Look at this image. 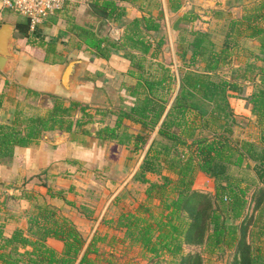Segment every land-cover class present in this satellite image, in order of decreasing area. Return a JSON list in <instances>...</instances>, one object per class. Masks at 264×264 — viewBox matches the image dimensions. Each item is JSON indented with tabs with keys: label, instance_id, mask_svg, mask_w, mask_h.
Wrapping results in <instances>:
<instances>
[{
	"label": "trees",
	"instance_id": "obj_1",
	"mask_svg": "<svg viewBox=\"0 0 264 264\" xmlns=\"http://www.w3.org/2000/svg\"><path fill=\"white\" fill-rule=\"evenodd\" d=\"M121 1L131 2L140 13L124 24L118 37L102 33L107 23L121 25ZM166 2L171 11L181 6V0ZM91 6L98 17L97 29L91 20L81 23L63 14L64 46L71 41L76 48L89 49L92 55L103 58L121 53L129 61L126 73L134 81L121 82L119 104L111 110L116 115L113 124H103L93 132L81 129L138 153L147 143V134L155 131L135 173L143 183L144 201L135 208L120 210L105 222L121 230L123 240L150 255H180L165 264H201L199 252L182 253L185 242L203 244L207 252L235 246L239 254L233 264H264V219L255 232L254 245L237 239L239 225L235 222L243 213L250 186L257 184V190L264 193V64L255 62L264 60V0L253 1L240 16L213 9L212 16L221 18L225 28L219 45L206 29L180 26L182 64L178 76L170 64L158 59L165 42L161 0H91ZM183 17L190 20L194 15L189 18L184 13ZM51 19L56 21L55 16ZM27 29L28 22H24L22 32ZM245 38L257 41V51L242 44ZM44 43L47 51L57 52V38L47 42L40 38L38 45ZM235 49L243 50L247 59L243 65L229 66L227 76L222 69L231 63ZM246 78L252 83L248 100L255 128L249 138L238 139L233 137L237 122L229 99L242 93ZM28 91L34 96L41 94ZM47 95L53 101L44 114L26 116L22 126L0 123L1 155L11 154L14 145H26L41 137L44 130L81 127L83 121L74 118L75 110L90 115L85 103L69 99L66 104L63 97ZM126 118L139 125L137 131L121 128ZM244 161L253 168L255 179L248 181L235 172L234 167ZM198 171L213 178L212 193L192 187ZM48 193L55 192L49 189ZM261 211L264 213V202ZM25 222L9 234L0 225V264H97L101 255L97 242L105 235L94 233L87 240L57 206L39 204L25 212ZM48 237L61 240V249L49 244Z\"/></svg>",
	"mask_w": 264,
	"mask_h": 264
},
{
	"label": "crops",
	"instance_id": "obj_2",
	"mask_svg": "<svg viewBox=\"0 0 264 264\" xmlns=\"http://www.w3.org/2000/svg\"><path fill=\"white\" fill-rule=\"evenodd\" d=\"M217 1L181 0V6L176 11L168 9L166 0H161V5L166 18L168 12L171 17L173 13H177L175 18L171 19L173 21L171 26L175 28L173 30H179L180 26L194 27V20L198 19V16L204 19L216 18L212 13H207L208 9L201 13L202 10L197 8L199 5L216 7L214 5ZM237 1L240 0H227V4L224 2L221 6L218 5V8L224 9L229 15L230 10L225 7ZM120 3L124 5V14L120 18L121 25L117 26L119 34L111 35L112 37H118L124 24L132 16L140 13L131 2ZM246 6L245 3L244 11ZM184 13H188L189 18L194 15V18L188 20L183 17ZM51 18L53 16L43 18L44 20L40 22L44 21L46 24L37 26L35 30H31L28 24L26 33L22 32L24 22H28L25 16L23 19L14 15L13 19L3 20L0 24V26L4 22L12 24L9 38L13 36L10 38V46L13 45L11 49L14 52L12 62L7 58L0 61L6 68L0 69V123L22 126L21 121L26 116L44 114L53 101L47 93L65 98L66 104L69 99L85 103V111L90 115L75 110L74 118L79 117L83 121L81 127H75L71 131L44 130L41 137L32 139L26 145H14L11 154H0V225H3L4 233L9 234L15 226H25L26 211L37 208L39 204L50 203L69 216L87 240L94 233L106 235L107 232L109 236L111 233L114 235L117 233L118 238L122 231L102 222L101 219L116 216L120 210L144 201L143 183L136 179L135 173L145 149L138 153L131 147H125L113 140L105 141L95 137L93 133H85L81 128L93 132L103 124H113L116 115L111 110L117 108L119 104L118 92L121 82L134 81V78L126 73L129 61L121 53L115 52L108 58H103L92 55L89 49L81 50L72 44L63 46L62 34L65 28ZM107 24L111 25L112 22ZM163 27L162 24L161 31L166 39V30L164 31ZM201 29L207 30V27ZM168 31L172 32L170 27ZM176 33L179 36L177 31ZM40 38L45 42L57 38L55 44L57 52L47 51V43L43 46L38 45ZM2 42L5 48L9 47L6 36ZM163 52L160 51L159 59L165 54ZM74 58H79L80 62L77 65V72L71 77V83L66 87L62 82V74L68 61ZM28 89L37 90L41 94L34 96ZM248 94L233 95L229 99L238 123L235 131L244 134L240 139L249 138V133L255 128L252 123L247 125L253 120ZM90 106L93 108L90 109ZM121 128L135 132L139 125L126 118L122 121ZM204 177L213 185L212 177L198 171L193 188L202 191L208 189L201 188V180ZM212 185L209 188L211 190ZM49 189L55 192L54 195L48 193ZM57 191L60 193H56ZM133 192L136 196L132 197L131 202L129 200L126 203L127 206H122L124 202L120 201L121 198L130 196ZM87 227L91 230L89 236L83 231ZM47 242L57 249L62 247V241L57 238L48 237ZM98 242L97 245L100 244ZM107 243L111 244L109 239Z\"/></svg>",
	"mask_w": 264,
	"mask_h": 264
},
{
	"label": "rangeland",
	"instance_id": "obj_3",
	"mask_svg": "<svg viewBox=\"0 0 264 264\" xmlns=\"http://www.w3.org/2000/svg\"><path fill=\"white\" fill-rule=\"evenodd\" d=\"M250 1L251 0H240V1L235 2L232 5L228 4V6H226L225 8L230 10L229 16H233L232 15L233 13L236 14L235 16H240L242 14L240 12L244 11V4L246 3V5L248 6L250 3H252V1L251 2ZM224 2L227 4V0H218L214 5L216 7H204L202 5H199L197 9L202 10L201 13H204L203 11L204 9H208L207 13H212L213 9L218 8L219 7L218 5L221 6L222 4H224ZM67 5H68L67 7L65 8L63 7V9L57 12L54 11L53 13L47 15V18L50 16H55L57 23L60 24L61 27L65 28V23L61 20V17L63 16V14L64 15L66 14V15L73 17L76 21L81 22V23L83 22L86 23V21L88 22L89 20H91V22L92 21L94 22L93 27L97 29V15L93 12V9L91 6V0H79L77 2L68 3ZM175 13H173L174 15H172L173 18H175L174 17ZM5 15H4V20L13 19L14 15L24 19V15L13 12V11H10L9 13H6ZM8 16H11V18H8ZM172 17H171L170 12H168V18H166L165 12H164L162 24L164 25L163 30L164 31L166 30L167 36H166L165 42L162 45L163 49H161L164 51L163 53L165 54H162V59L160 60H162L166 64H170L171 67H173L175 74L178 76V72H177L178 66L182 64V60L179 54L181 49L179 48V45H178L179 36L176 33V31L179 33V30L178 29L173 30L175 28L171 26L173 22ZM47 18L45 17L44 19H47ZM205 20L208 22V24H205L206 22ZM44 23H45L44 21L38 22V24L34 28L36 29L37 26L41 27L42 25H44ZM112 24L111 25L105 24L104 26H102L101 32L104 34L107 33L110 36L111 35L115 36L119 34V29L117 25H115L114 23ZM180 24L182 23H179V25ZM193 24H194L193 28H198V27L201 28V27L206 26L211 36L210 39H212L216 45H219L222 42V37H223L225 28H223V21L221 20V18L204 19L201 16H198V19L196 18ZM169 27H170V31L172 30V32L168 31ZM242 42H243L242 44L245 47L247 48L250 47L254 51H257V41L255 39L245 38L242 40ZM71 44L72 42L68 41V45L70 46ZM68 45L66 44V46ZM72 55L74 54H70V56ZM231 58H232L231 63L229 65H225V67H223L222 69V71H224L223 73H225V75L227 76L229 75L228 74L229 66L236 67V66H239L240 64L243 65L244 64L243 61L247 59L246 56L244 55V51L241 49H239V51L235 49V52L232 54ZM201 60L202 62L204 61L203 57H201ZM249 60H253V57H251ZM255 62L257 64H262V65L264 64V60H260V59H256ZM255 80H258L257 76L255 77ZM243 83L244 85H243L242 94L249 93L252 88L251 81L246 78L243 80ZM91 108H93V106H90V109ZM251 123L252 122L250 121V123H248L247 125L249 126ZM236 124L238 123H235L234 125L233 137L240 139L241 138L240 136L244 134L243 132L235 131ZM237 129H239V127ZM152 136H153V131L147 134L148 140L143 149H146L145 147L147 146L148 141L152 140ZM244 162L240 167L239 166L234 167V170L238 175L245 176L248 181L252 180L255 177L254 170L252 167L246 166ZM211 185H212L211 181H209L206 177H204L201 180V188L205 189L207 187L208 189H205V191L212 193L214 190V180H213L212 190L209 189L211 188L210 187ZM260 187L262 188L263 186L261 185ZM257 189H258L257 184H255V185L250 186V188L247 190L246 203L243 209V213L238 219L235 220V222H237L239 225L238 234H237L239 237H237V239L242 238L243 240H245L246 243L249 242L251 245L257 244L255 232L260 228L259 224H261L260 222L264 219V213L263 211H261L263 208L264 193L261 191L259 192V190ZM134 196H136L135 192H133V194L130 196L126 195L125 197H123L124 199L121 198L122 200L120 201L124 202V205L122 206H127L128 204L126 203H128L129 200L131 202V199ZM131 208H135V206L133 205ZM108 213L110 214V211ZM96 217H97V214H96ZM106 219L107 218H102L101 221L105 222ZM227 221H230V219H227ZM242 227H244V231H242ZM83 231L85 232V234H87V236H89V232L91 230L89 227H87L86 229H83ZM102 231L103 229L101 230V232ZM107 233L108 234L105 235L106 240L98 242L100 243L98 245V248H101L99 249V252L101 255L97 259V264H153L155 261L165 264L169 261H172L173 259H178L180 257V255L173 257L167 253L159 255V256L150 255L149 253L144 252L139 246L130 244L128 240H123L121 236L122 232H120L121 235H119L120 237L118 238L116 237L117 233L116 235H114V233H111L112 235L110 236H109V232ZM107 239H109V242L111 244L107 243ZM187 252H199L201 256V264H233L234 259L237 258L239 254L235 246L228 247L225 245L220 250H217L214 252H207L204 250L203 244H199L196 242H193V243L185 242L183 244L182 253L184 254Z\"/></svg>",
	"mask_w": 264,
	"mask_h": 264
},
{
	"label": "built area",
	"instance_id": "obj_4",
	"mask_svg": "<svg viewBox=\"0 0 264 264\" xmlns=\"http://www.w3.org/2000/svg\"><path fill=\"white\" fill-rule=\"evenodd\" d=\"M77 1L79 0H0V24L4 20V15L13 11L24 15L32 30L47 15L65 4Z\"/></svg>",
	"mask_w": 264,
	"mask_h": 264
},
{
	"label": "water",
	"instance_id": "obj_5",
	"mask_svg": "<svg viewBox=\"0 0 264 264\" xmlns=\"http://www.w3.org/2000/svg\"><path fill=\"white\" fill-rule=\"evenodd\" d=\"M11 28H12V24L10 22H4L0 26V61L3 60V58L9 59L11 62L13 60L14 52L11 49V46L13 47V45L11 44L10 46V41H11L10 38H13V36L11 35V37L9 38V32ZM5 36H6V42L9 46L8 48H5L3 46L2 41ZM79 62H80L79 58H74V59L69 60L68 63L66 64L63 74H62V82L66 87H68L69 83H71V77L73 76V74L77 72V65ZM0 69L5 70L6 68L3 67L0 63Z\"/></svg>",
	"mask_w": 264,
	"mask_h": 264
}]
</instances>
